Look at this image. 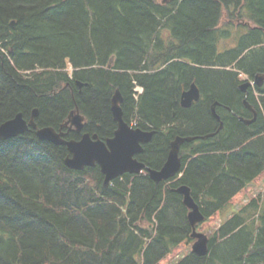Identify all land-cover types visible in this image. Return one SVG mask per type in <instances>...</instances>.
Returning a JSON list of instances; mask_svg holds the SVG:
<instances>
[{"label":"trees","instance_id":"obj_1","mask_svg":"<svg viewBox=\"0 0 264 264\" xmlns=\"http://www.w3.org/2000/svg\"><path fill=\"white\" fill-rule=\"evenodd\" d=\"M241 72L264 73V0H0V125L37 108L39 127L68 131L79 108L85 128L65 137L104 140L119 89L124 118L156 131L137 156L147 167L163 165L177 135L200 137L181 147L180 178L156 183L146 169L108 186L33 128L0 140V264L168 263L192 242L178 186L191 188L202 231L264 173V84L246 125ZM191 83L201 98L182 107ZM209 231V253L176 264H264V189Z\"/></svg>","mask_w":264,"mask_h":264},{"label":"water","instance_id":"obj_2","mask_svg":"<svg viewBox=\"0 0 264 264\" xmlns=\"http://www.w3.org/2000/svg\"><path fill=\"white\" fill-rule=\"evenodd\" d=\"M167 0H164V2ZM14 22H12V25ZM256 82L262 84L264 74L256 75ZM79 85H82L79 83ZM249 82H245L240 87L245 89ZM200 98V90L195 83H192L188 89L184 90L181 95V104L183 107H190L194 101ZM123 96L120 90H116L111 99V112L113 119L117 122V129L112 137L105 141L101 140L97 134L91 136L84 133L80 139H66L63 137L64 132H58L52 126L38 128L36 118L39 110H33L31 118L27 120L23 113H18L14 118L9 119L0 125V140H6L18 135L24 134L30 128L36 130L37 136L57 145L67 146L70 155L66 158V165L74 170H83L85 167L99 166L104 175V184L108 185L115 178L125 174H139L146 168L150 178L155 182L167 181L175 177L182 170V159L180 149L184 142L193 141L200 137H185L177 135L171 142V147L166 161L160 169L146 167L139 161L135 155L143 151V144L150 142L155 130H144L131 126L123 117L121 103ZM249 107L251 104L245 101ZM213 115L220 121V116L212 106ZM240 119H243L241 117ZM255 119V118H254ZM245 120L246 123L254 121ZM71 123V128L81 132L84 127V116L78 112V109L72 111L69 115L67 124ZM222 127V125L220 126ZM213 134H209L208 136ZM205 136L201 137L204 138ZM178 191L184 196V204L190 209L188 219L193 227L192 237L196 238L192 246V251L200 256H205L209 251V238L206 234L196 231V225L203 220L204 216L200 210L199 204L193 199L191 189L187 185H182Z\"/></svg>","mask_w":264,"mask_h":264},{"label":"rangeland","instance_id":"obj_3","mask_svg":"<svg viewBox=\"0 0 264 264\" xmlns=\"http://www.w3.org/2000/svg\"><path fill=\"white\" fill-rule=\"evenodd\" d=\"M234 26H233V30L236 31L237 28L234 27ZM227 40H229V41H228L226 47H228L230 45H233L235 43L231 39H227ZM242 76H243V78L246 77L245 74H242ZM263 189H264V173L262 174V176H260L259 178H257L255 180V184H254L253 188L249 189L247 191V193H245L244 195L241 194V195L235 196L234 199L232 200V203H231L230 207L225 212H223V214L215 215L213 217V219L211 220V222L207 223L206 227L204 226L202 230L204 232H206L207 234H209V233H211L209 231V229L211 231L217 229L219 227L220 220L222 218L227 217L232 212L233 208L234 209L240 208L241 206H243V204L248 202L252 197H256L260 192L263 191ZM191 245H192V243L190 245H188L187 247H184L178 254L173 256V258L171 260H169L168 263H165V264H174L180 258L188 255L191 252V250H192Z\"/></svg>","mask_w":264,"mask_h":264},{"label":"flooded vegetation","instance_id":"obj_4","mask_svg":"<svg viewBox=\"0 0 264 264\" xmlns=\"http://www.w3.org/2000/svg\"><path fill=\"white\" fill-rule=\"evenodd\" d=\"M82 86H83V85H82ZM82 86H79V87H82ZM238 89L244 94L243 102H245V98H247V100H248L249 102H251V101H250V99L252 100L251 95H253V96L256 98L257 102L260 101V99H259V93H258V92H259L258 85L253 84V85H249V86L246 87L245 89H242V88L240 87V84H239ZM257 93H258V95H257ZM253 109H254V111H256V113H257V116H256V117H253V116H254L253 110H252V109H249V108L246 107V105L244 104V113L246 114V116H244L245 119L256 118L255 121L258 119V116H259L258 110H257V108H256L255 106L253 107ZM242 121H243V120H242ZM255 121H253V122H251V123H246L245 121H243V123L246 124V125H252ZM66 126H68V125H66ZM63 129H64V128H63ZM72 129H73V128H71V127L69 126V130H72ZM143 151H144V150H143ZM140 154H141V153H140Z\"/></svg>","mask_w":264,"mask_h":264},{"label":"bare ground","instance_id":"obj_5","mask_svg":"<svg viewBox=\"0 0 264 264\" xmlns=\"http://www.w3.org/2000/svg\"><path fill=\"white\" fill-rule=\"evenodd\" d=\"M242 106V105H241Z\"/></svg>","mask_w":264,"mask_h":264}]
</instances>
